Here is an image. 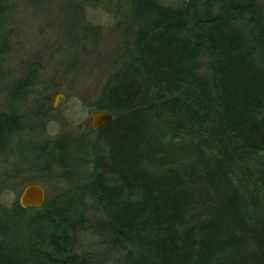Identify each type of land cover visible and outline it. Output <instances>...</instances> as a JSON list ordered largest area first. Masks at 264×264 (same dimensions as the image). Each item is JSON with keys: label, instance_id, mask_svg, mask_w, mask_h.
<instances>
[{"label": "trees", "instance_id": "16d2710c", "mask_svg": "<svg viewBox=\"0 0 264 264\" xmlns=\"http://www.w3.org/2000/svg\"><path fill=\"white\" fill-rule=\"evenodd\" d=\"M11 2L0 0V48ZM128 4L140 27L92 105L112 120L85 138L89 178L42 217L25 215L45 202L17 200L34 233L0 214V264H264L258 0ZM17 132L0 111V162ZM70 142L57 136L40 153L57 164Z\"/></svg>", "mask_w": 264, "mask_h": 264}, {"label": "rangeland", "instance_id": "374dc122", "mask_svg": "<svg viewBox=\"0 0 264 264\" xmlns=\"http://www.w3.org/2000/svg\"><path fill=\"white\" fill-rule=\"evenodd\" d=\"M258 2L264 12V0ZM7 15L0 111L16 117L18 132L12 153L0 162V214L8 229L24 236L37 230L34 222L23 230L24 215L14 208L26 185L45 189L46 207L25 215L42 217L88 180L85 138L92 132V105L140 25L128 0H13ZM61 135L71 142L56 164L40 151Z\"/></svg>", "mask_w": 264, "mask_h": 264}, {"label": "water", "instance_id": "95a60500", "mask_svg": "<svg viewBox=\"0 0 264 264\" xmlns=\"http://www.w3.org/2000/svg\"><path fill=\"white\" fill-rule=\"evenodd\" d=\"M58 97L54 100V106L57 104ZM112 120V114L106 111H98L92 114L91 127L93 131H98ZM45 189L39 184L26 185L19 197L18 203L22 208H39L45 202Z\"/></svg>", "mask_w": 264, "mask_h": 264}]
</instances>
